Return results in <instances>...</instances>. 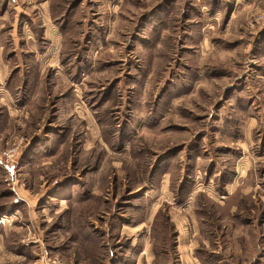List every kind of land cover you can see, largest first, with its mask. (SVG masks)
<instances>
[{
    "label": "rangeland",
    "instance_id": "1",
    "mask_svg": "<svg viewBox=\"0 0 264 264\" xmlns=\"http://www.w3.org/2000/svg\"><path fill=\"white\" fill-rule=\"evenodd\" d=\"M0 264H264V0H0Z\"/></svg>",
    "mask_w": 264,
    "mask_h": 264
},
{
    "label": "trees",
    "instance_id": "2",
    "mask_svg": "<svg viewBox=\"0 0 264 264\" xmlns=\"http://www.w3.org/2000/svg\"><path fill=\"white\" fill-rule=\"evenodd\" d=\"M29 54V56H31L32 54L31 53H28Z\"/></svg>",
    "mask_w": 264,
    "mask_h": 264
}]
</instances>
